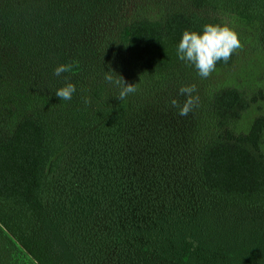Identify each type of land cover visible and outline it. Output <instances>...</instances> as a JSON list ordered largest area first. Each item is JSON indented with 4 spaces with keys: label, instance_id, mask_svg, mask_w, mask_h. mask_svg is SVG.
Masks as SVG:
<instances>
[{
    "label": "trees",
    "instance_id": "obj_1",
    "mask_svg": "<svg viewBox=\"0 0 264 264\" xmlns=\"http://www.w3.org/2000/svg\"><path fill=\"white\" fill-rule=\"evenodd\" d=\"M150 1L155 14L122 22L123 0H0V215L17 234L0 224V264H36L23 244L54 264H103L120 246L170 264H264V117L237 132L257 100L207 91L177 56L206 23L264 48V0ZM109 70L138 90L90 132L25 119L113 105ZM192 84L198 106L180 116L170 101Z\"/></svg>",
    "mask_w": 264,
    "mask_h": 264
},
{
    "label": "rangeland",
    "instance_id": "obj_2",
    "mask_svg": "<svg viewBox=\"0 0 264 264\" xmlns=\"http://www.w3.org/2000/svg\"><path fill=\"white\" fill-rule=\"evenodd\" d=\"M121 3L122 12L120 17L122 16V22L137 17L139 14H155L154 12L156 11L155 5L150 0H123ZM179 5L184 7L186 3L180 1ZM222 18L226 20L227 14L224 13ZM236 31L239 32V38L244 45L243 49L237 52L236 60L232 66L217 69L208 78L204 79V86L207 91L225 87L236 88L243 92L247 98H256L257 102L252 104L251 109L244 114L237 127L238 133H247L255 118L260 116L264 117V48L257 46L256 40L252 36L245 34L241 29H236ZM120 109H122V100H118L109 107H97L91 110L29 113L25 116V119L41 124L49 116H59L82 125L87 132H90L104 119ZM262 151L264 153V138ZM221 218H224V216H217V219ZM0 224L11 234L17 236L15 230L9 226L5 218L1 215ZM23 245L26 252L36 264H54L35 247L26 244ZM103 264L170 263L148 256L132 248L120 246L111 253Z\"/></svg>",
    "mask_w": 264,
    "mask_h": 264
},
{
    "label": "clouds",
    "instance_id": "obj_3",
    "mask_svg": "<svg viewBox=\"0 0 264 264\" xmlns=\"http://www.w3.org/2000/svg\"><path fill=\"white\" fill-rule=\"evenodd\" d=\"M244 47L239 38V33L230 23H206L201 31L185 30L178 43L177 56L181 61L193 66L200 78H208L214 71L216 65L223 61L227 63L233 54L239 52ZM73 64H61L55 68L54 74L60 76L62 73L71 72ZM105 80L120 89L118 99L123 100L129 94L137 92V84L126 83L124 78L112 70L105 74ZM76 92L73 83H67L59 88L55 95L61 100H71ZM196 85H184L179 89V93L186 97L181 105L177 99H172L170 104L178 109V115L187 116L198 106L199 96H194ZM88 103L89 101H85Z\"/></svg>",
    "mask_w": 264,
    "mask_h": 264
}]
</instances>
